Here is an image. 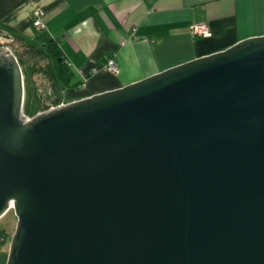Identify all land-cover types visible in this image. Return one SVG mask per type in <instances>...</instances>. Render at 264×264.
<instances>
[{"label": "water", "instance_id": "1", "mask_svg": "<svg viewBox=\"0 0 264 264\" xmlns=\"http://www.w3.org/2000/svg\"><path fill=\"white\" fill-rule=\"evenodd\" d=\"M0 42L5 264H264V35L24 113Z\"/></svg>", "mask_w": 264, "mask_h": 264}, {"label": "crops", "instance_id": "2", "mask_svg": "<svg viewBox=\"0 0 264 264\" xmlns=\"http://www.w3.org/2000/svg\"><path fill=\"white\" fill-rule=\"evenodd\" d=\"M37 11L42 27L34 25ZM194 23L207 24L211 34L194 35ZM258 35H264V0H0V42L21 55L25 50L28 64L40 70L42 42L54 39L60 46L73 77L67 85L55 80L57 104L122 87ZM32 39L42 48L29 44ZM110 58L118 73L104 67ZM8 250L0 248V264Z\"/></svg>", "mask_w": 264, "mask_h": 264}, {"label": "trees", "instance_id": "3", "mask_svg": "<svg viewBox=\"0 0 264 264\" xmlns=\"http://www.w3.org/2000/svg\"><path fill=\"white\" fill-rule=\"evenodd\" d=\"M5 38L9 44H13V42L15 41L13 35L11 34H8V36H5ZM42 47L43 48L40 52L43 55V58H40V62L37 64L40 67L39 75H44L42 71H45L46 79H44L43 82V79L40 80V84H38L40 86H37L36 96L40 102L37 112L45 110L50 106L57 104L56 101L59 98V90L54 87L55 80L62 82L64 85H67L71 84V80L73 77V70L68 64L64 62L62 50L54 39L42 42ZM23 51V54L30 59L29 55H26L27 52L25 50ZM23 54L22 56H24ZM22 56L20 54V59L22 58ZM30 100L31 98L29 99V101ZM0 230L6 232L3 229Z\"/></svg>", "mask_w": 264, "mask_h": 264}, {"label": "rangeland", "instance_id": "4", "mask_svg": "<svg viewBox=\"0 0 264 264\" xmlns=\"http://www.w3.org/2000/svg\"><path fill=\"white\" fill-rule=\"evenodd\" d=\"M29 44L36 45L37 47L42 48L39 42L33 39L29 40ZM14 52L17 54V57L19 56V60H20L19 62L23 70L24 81H25L24 113L28 116H32L34 115L35 112H37V109H39L38 107L40 102L36 96V92H37V86H40L38 85L40 84V78H41L39 75L40 70L38 71L37 68L32 66V64L31 65L28 64L24 56L21 55L23 59L22 58L20 59V54L16 50ZM30 98H31L30 100L31 102L29 101ZM16 222H17V218L12 208L9 209L4 215L0 217V229L5 230L9 234L10 239L12 233L14 232ZM9 244L10 241H8L4 246L9 247Z\"/></svg>", "mask_w": 264, "mask_h": 264}, {"label": "built area", "instance_id": "5", "mask_svg": "<svg viewBox=\"0 0 264 264\" xmlns=\"http://www.w3.org/2000/svg\"><path fill=\"white\" fill-rule=\"evenodd\" d=\"M36 15H37V19L34 21V25L37 27L44 26V24L42 23V20L40 19L41 12L37 11ZM190 29H191V32L197 36H209L211 34L209 27L205 23H194L191 25ZM104 67L110 72H113V73L119 72V67H118L117 63L115 62V60L112 58H110L104 64ZM82 86H86V82H82ZM61 103H64V102H60L58 104H61ZM8 241H10L9 234L0 230V248L3 245H5Z\"/></svg>", "mask_w": 264, "mask_h": 264}]
</instances>
